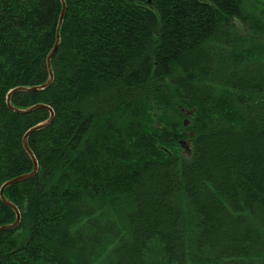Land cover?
<instances>
[{"label":"trees","instance_id":"1","mask_svg":"<svg viewBox=\"0 0 264 264\" xmlns=\"http://www.w3.org/2000/svg\"><path fill=\"white\" fill-rule=\"evenodd\" d=\"M65 3L51 85L11 95L54 117L0 264H264V0ZM62 6L0 0V188L33 170L51 111L7 96L49 80Z\"/></svg>","mask_w":264,"mask_h":264},{"label":"water","instance_id":"2","mask_svg":"<svg viewBox=\"0 0 264 264\" xmlns=\"http://www.w3.org/2000/svg\"><path fill=\"white\" fill-rule=\"evenodd\" d=\"M62 2H63V7H62L61 15H60L59 25L57 27L56 43H55L52 51L49 53V55L47 57V65H48V70H49V75H50L49 80L45 84L39 85V86H33V87H23L22 86V87L15 88L12 91H10V93L7 96V104L10 107V109H12L14 111H17V112H20V113H28V112L36 109L37 107H46V108L50 109L51 117L48 120L40 122V123L34 125L33 127H31L30 129H28V131L25 133V135L23 137V146H24L26 152L29 154V156L31 157V159H32V161L34 163V167H35L34 171H32L31 173H26V174H22V175H19L17 177H14V178L6 181L0 188V198H1V200L4 203H6L8 206L12 207L14 209V211L16 212V215H17V219H16V221L13 224L1 225L0 226V232L17 227L19 222H20V219H21V213H20L18 207L15 206L12 202H10L5 197V195H4L5 188L7 186H9V185L14 184V183H17V182L32 178L36 174L37 169H38V161H37V158H36L35 154L33 153V151L31 150V148L29 146L28 137L34 131H37V130H40L42 128L47 127L52 122L53 117H54V110L51 107H49L47 105H44V104H38V105H34V106H31V107H28V108H24V109H20V108L15 107L11 103V95H12V93L14 91H17V90L41 91L43 89L48 88L51 85V83L53 81V78H54L53 71H52V66H51V59H52L54 53L57 51V49L59 47V43H60V27H61V23L63 21L64 15H65V11H66L65 0H62Z\"/></svg>","mask_w":264,"mask_h":264},{"label":"bare ground","instance_id":"3","mask_svg":"<svg viewBox=\"0 0 264 264\" xmlns=\"http://www.w3.org/2000/svg\"><path fill=\"white\" fill-rule=\"evenodd\" d=\"M63 7V6H62ZM59 20H60V18H59ZM63 22V21H62ZM58 25H59V22H58ZM61 25H62V23H61ZM49 77H50V75H49ZM33 166H34V163H33ZM34 168L35 167H33V170L32 171H34ZM38 170V169H37Z\"/></svg>","mask_w":264,"mask_h":264},{"label":"rangeland","instance_id":"4","mask_svg":"<svg viewBox=\"0 0 264 264\" xmlns=\"http://www.w3.org/2000/svg\"><path fill=\"white\" fill-rule=\"evenodd\" d=\"M188 120H189V119H188ZM186 125H188V123H187V122H186ZM189 147H190V146H189V145H187V149H189Z\"/></svg>","mask_w":264,"mask_h":264}]
</instances>
